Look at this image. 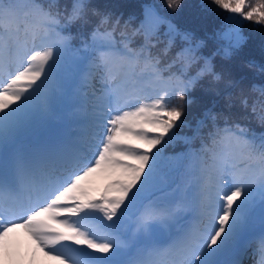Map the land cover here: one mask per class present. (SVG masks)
Masks as SVG:
<instances>
[{"label": "snow or ice", "instance_id": "1", "mask_svg": "<svg viewBox=\"0 0 264 264\" xmlns=\"http://www.w3.org/2000/svg\"><path fill=\"white\" fill-rule=\"evenodd\" d=\"M213 2L231 14L233 27L218 34L230 58L246 39L243 21L264 25V0ZM89 11L88 0H70L63 11L58 0H27L23 9L0 0V260L12 258L13 235L22 231L33 255L58 264H243L240 243L259 208L255 264H264V133L207 112L192 137L178 136L189 90L206 73L220 79L211 61L194 77L165 75L149 50L160 25L189 42V62L195 49L191 34L178 33L154 6L145 10L153 31L139 48L122 43L125 31L118 41L120 22L93 9L99 23L74 49L69 28L88 23ZM143 23L134 35H143ZM70 53L75 91L64 84ZM97 78L103 90L89 94ZM58 101L75 127L36 153L13 152L5 164L4 149L20 133L55 123ZM258 102L251 111L264 127V99ZM241 104L247 108L248 99ZM178 142L186 150L165 156ZM98 178L106 182L96 189Z\"/></svg>", "mask_w": 264, "mask_h": 264}, {"label": "trees", "instance_id": "2", "mask_svg": "<svg viewBox=\"0 0 264 264\" xmlns=\"http://www.w3.org/2000/svg\"><path fill=\"white\" fill-rule=\"evenodd\" d=\"M9 3L10 0H4ZM23 9L27 0H16ZM39 3L48 5L50 0H38ZM70 0H58L61 11ZM253 4L256 0H251ZM90 5L89 22L75 23L70 26L69 32L75 37L72 41L73 48H80L81 41L90 36L94 27L99 23L101 17L92 15L91 10H96L102 15L110 16V22L117 20L119 28L116 33L117 40H121V31L127 34V40L122 43L130 42V46L139 48L145 43L147 36L151 35L154 23L151 19L145 20L146 7L154 6L158 12L165 16L178 33L191 34V46L195 49V60L189 62L186 49L189 42L169 31L167 24L160 25L159 34L152 37L150 52L154 57H159L160 67L165 70V75L174 73L188 77L196 76L198 70L204 66L205 59L211 61L213 72L220 76L216 80L212 74L206 73L199 78L194 87L188 92L191 103L184 108V119L187 126L177 130L178 136L192 137L197 128V122L204 119L207 112L220 114L221 117L227 116L230 120L238 121L241 125L248 127L257 136L264 133V127L260 125L251 108L255 103L257 110L260 109V89L264 88V25L256 24L252 21H243L241 29L243 36L246 37L242 46L237 49L230 58H225L223 48L228 41L218 35L233 27L226 18L231 14L219 8L213 0H180L178 6L172 8L167 6L168 0H88ZM143 23V35H134V30L141 27ZM127 22V24H126ZM171 40V46L167 52L164 51ZM202 42V44H201ZM184 52V59L176 57ZM72 56L70 53L64 76L70 75V84L65 87L67 91H75L79 88L72 72ZM175 61V62H173ZM81 67H87L82 65ZM231 82V83H230ZM92 87L87 91L89 94L95 90L97 95L101 93L103 87L99 78L92 82ZM169 87L174 86V81L168 82ZM256 90L253 91V87ZM248 99V107L241 104V100ZM171 103L180 105L184 102L173 97ZM231 103V107L229 104ZM66 108V106L64 105ZM58 116L55 121L56 129L54 132L61 136L72 129L69 127L66 110L57 109ZM206 123H208L206 121ZM220 126H223L222 119ZM204 133L207 128L202 130ZM200 140L193 142L194 148L200 147ZM30 149L29 146H26ZM186 145L182 142L170 145L164 149L165 156H173L184 152ZM188 163L187 161L185 162ZM166 170V169H165ZM178 180L187 177H177ZM259 222L255 219V223ZM255 225V224H253Z\"/></svg>", "mask_w": 264, "mask_h": 264}, {"label": "rangeland", "instance_id": "3", "mask_svg": "<svg viewBox=\"0 0 264 264\" xmlns=\"http://www.w3.org/2000/svg\"><path fill=\"white\" fill-rule=\"evenodd\" d=\"M69 79V76L65 77V82L67 83ZM60 103V101L57 102V105ZM44 134L47 136V138H53L55 136V132L51 127H44L43 128ZM19 138H24L25 135H22L21 133L18 135ZM17 137V138H18ZM18 142L16 141L13 145H9L8 149L3 153L4 156V162L5 164H8L10 162L11 155L13 152H16L15 145H17ZM45 146L42 145L39 141L34 142V151L31 153H36L43 149ZM98 180V179H97ZM96 180V181H97ZM100 186L97 184L96 188L98 189ZM93 194V193H92ZM260 212L259 208H257L256 213ZM257 216V215H256ZM87 223V222H85ZM261 227H259L254 233L255 236L253 239L243 237L240 243V246L244 248V254L246 255V259L250 262V264H255V261L259 258L258 257V247H259V239L258 236L260 235ZM13 242L14 246L10 250L12 253V258L9 261H3L0 260V264H15L16 259V248L21 249L26 257H27V263L26 264H58L56 260L50 259L48 257L43 256L38 251L35 252V255H33L35 246L33 242L21 231L18 234L13 235ZM252 244L251 250L245 251L246 246ZM243 255V257L245 256Z\"/></svg>", "mask_w": 264, "mask_h": 264}, {"label": "clouds", "instance_id": "4", "mask_svg": "<svg viewBox=\"0 0 264 264\" xmlns=\"http://www.w3.org/2000/svg\"><path fill=\"white\" fill-rule=\"evenodd\" d=\"M179 3H180V0H176V3H175V5H176V6H178V5H179Z\"/></svg>", "mask_w": 264, "mask_h": 264}]
</instances>
